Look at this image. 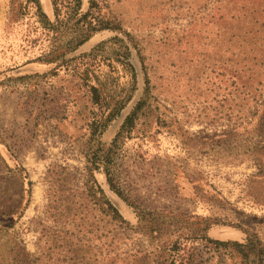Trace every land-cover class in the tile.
Listing matches in <instances>:
<instances>
[{
    "label": "rangeland",
    "instance_id": "374dc122",
    "mask_svg": "<svg viewBox=\"0 0 264 264\" xmlns=\"http://www.w3.org/2000/svg\"><path fill=\"white\" fill-rule=\"evenodd\" d=\"M37 1L40 10L33 0H0V176L18 166L32 181L15 226L32 259L173 264L180 248L198 264H223L209 237L264 241V181L254 177L264 170L254 153L263 141L251 132L264 85L246 89L232 77L248 57L244 68L264 71V0H82L62 24L52 0ZM88 11L93 25L117 26L63 52ZM53 163L79 177L63 195V175L47 172ZM105 163L125 196L110 187ZM89 173L102 188L94 196L84 192ZM106 199L121 219L104 211Z\"/></svg>",
    "mask_w": 264,
    "mask_h": 264
},
{
    "label": "trees",
    "instance_id": "16d2710c",
    "mask_svg": "<svg viewBox=\"0 0 264 264\" xmlns=\"http://www.w3.org/2000/svg\"><path fill=\"white\" fill-rule=\"evenodd\" d=\"M37 3L38 9L40 10V5L37 0H33ZM55 10L56 21L60 24L65 22L67 19H71L72 15L81 13V4L82 0H52ZM95 3V0H92V6ZM16 15L12 14V17ZM43 18H46V15L41 12ZM89 11L80 15V17L76 20V26L73 30V40L75 41L74 46L71 48H67L63 50L69 51L76 49L79 45L83 44L92 34V32L96 30L106 29V28H114L117 25L111 23L110 20L107 19H99V25H93L92 20L88 18ZM60 47L55 48L53 53H63ZM253 57H248L242 60L244 63V67L251 62ZM129 68L133 71V78L136 77V71L132 63H127ZM240 68L239 71H235L232 73V77H234L235 82L241 83L242 87L250 88L252 84L257 83L260 85H264V71L257 72V70L251 66H247L246 68ZM251 89V88H250ZM91 92V98L94 103L102 104L105 102V98L102 95V90L97 83H92L89 87ZM249 94V90L247 91ZM143 101H139L132 111L125 118V123L130 127L129 130L134 126L135 118H137V112L142 108ZM258 118L251 129L253 134H257L258 138L262 137V145L256 147L254 149V153L259 156V152L264 155V97L261 100V104L258 110ZM257 112V113H258ZM118 113V112H117ZM111 112V114H117ZM113 115V116H114ZM117 142V137L114 140V143ZM261 148V149H260ZM105 163V172L107 181L110 187L118 193L120 196H125L123 189L118 187L115 177L110 173V170L107 169ZM89 169V167H86ZM95 168H99L98 165H95ZM55 175L61 176V183L58 184L57 191L60 192V195H63L66 191L65 187L70 183V181L78 179L77 173L68 166L62 165L60 163H53L50 168H48V173L53 172ZM5 174V173H4ZM90 177H86V181H84V192L86 195L94 196L97 192H102V188L96 181L93 174H88ZM254 177L260 178L264 181V170L259 169L258 173L254 175ZM9 181V182H8ZM10 183V184H9ZM53 188L50 185L46 189V197L48 199L46 203V213L49 211V208L53 207L54 201L51 198V189ZM70 189V188H68ZM32 191V181L28 178V173L24 167H12L7 165V172L5 175L0 176V237L3 235L5 238V247L8 249V252H1L0 250V261L2 264H9L8 260H10V264H37L35 259H32V254L26 249V245L21 237L18 236V233L15 230V226L18 222V219L23 215L24 210L30 201V195ZM28 195V198L25 200V195ZM12 194H17L16 197L12 196ZM64 199L59 198L57 201L58 204L55 206V209H58L59 213H63L66 210V201L62 202ZM264 202V201H263ZM106 204L108 207L106 211L109 214L111 210L115 217L121 219L122 216L119 210L110 202L109 199H106L102 202ZM65 206V207H64ZM109 209V211H108ZM17 233V234H16ZM213 246L216 251H222L226 254L227 261L223 264H264V241H262L259 237L255 236V234L248 235L245 240H222L217 238H208L207 239ZM175 244L177 241L174 242ZM142 255H147L145 250L138 251ZM176 254L174 255V262L178 260L177 264H198L195 260H191L189 256H187L184 252H181L180 248H177ZM173 262V264H175Z\"/></svg>",
    "mask_w": 264,
    "mask_h": 264
}]
</instances>
